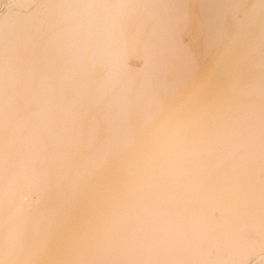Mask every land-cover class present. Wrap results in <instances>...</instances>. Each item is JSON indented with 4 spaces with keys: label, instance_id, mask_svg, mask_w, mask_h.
<instances>
[{
    "label": "bare ground",
    "instance_id": "1",
    "mask_svg": "<svg viewBox=\"0 0 264 264\" xmlns=\"http://www.w3.org/2000/svg\"><path fill=\"white\" fill-rule=\"evenodd\" d=\"M23 1H28V0H23ZM59 1H61V3H64V5L66 3L64 1L62 2V0H44L41 3L39 2L40 4L38 3L37 4L38 6L35 7V12H34L36 13L35 15L39 14L40 17L41 16L45 17L48 15L45 14L44 16L43 15L44 13L49 14V12H51L52 14H56L55 15L56 17L58 15L57 12L59 11L58 8H60V6L63 8V4L60 5ZM70 1H71L70 3L71 6L69 7L71 8V11L68 10L70 8L64 9V11H67L65 13L64 11L60 10L63 13H59V15L61 16L62 14H64L65 16L63 15L62 17L59 16L60 20L54 22L57 25V23H59V21L63 19L62 20L63 22H61L59 25H62V23H65L66 25V22H67L66 20L69 19V17L70 18L73 17V14L74 15L77 14L75 15L77 16L76 19L80 20V22L77 21L75 24L74 18L69 19L71 20L70 24L71 23L73 24L70 25V27L67 25L68 27L66 31H68V33L70 32V30L75 29V27L77 28L79 27L78 28L79 30L76 28L75 31H73L72 33H69L70 36H68V34L65 31L66 29L64 27L65 25H62L64 28L62 27L63 30L61 28L62 31L60 32L63 33L65 31L63 34L61 33L62 36L63 35L68 36L67 38H65L66 36L63 38V40H65V43H64L65 46L61 43L64 41L61 40V38H59V36H61L59 31L53 34L51 36L52 38L48 36V39L47 40L45 39L44 41L45 43L43 46L41 42L42 41L41 38L45 34L43 32L42 35L43 34L44 35L41 37V30H42L41 21L43 20L42 17H41L42 19H40L41 21L37 20L35 21L36 23L31 22L33 21L31 17L29 18L30 21L27 19L30 14L27 15L28 17L26 18V20H28L29 22L24 21L25 19L23 20L20 19V17L23 18L22 16H25L26 14L25 15L20 14L22 16L18 14V16L16 17H18L19 19L15 18L17 20H15L13 17L14 23L8 22L7 20H4V19L0 21V29L2 27L4 28V29L2 28L4 31L1 29L2 33L4 34L3 35L2 33L0 34V45H2L0 47V264H209V262H212V264H242L244 259H246V257L248 258V255H250L251 251L252 253L254 250L257 252L258 251L261 252V249H264V223H263L264 222V175L260 176L258 172L260 173L262 171L264 174V134H262L263 130L259 132L261 135L259 134L255 137V139L257 138V140H256V144L253 145L255 149L252 148L251 150L253 151L252 153L249 152L248 154H246L245 151L244 152L242 151V149L246 150L247 147L245 148V145H247L248 146L247 149L249 150L252 144L254 143L255 140L253 141V143L247 141L245 144L244 142L247 136L246 137L244 136L249 135L250 133V136L252 137L251 134L255 132L254 128L255 127L259 128V126L262 125V123H259L260 118L262 119L261 122L263 121V124H264V120H263L264 119V116H263L264 115L263 114L264 113V101L261 102L262 100H264L263 99L264 94H262L263 96L261 98V93H264V78L262 79V77L264 76L260 77V75H264V71L263 72L260 71V74H252L253 72L251 73V71L247 73L243 72L244 74L246 73L247 75L251 74L254 77L258 75L261 79L260 78H257V79L261 81L263 80L261 83L260 81L258 83L256 82V84L254 83L256 81V78H251V77L248 78V81L246 80L245 81L249 82L252 79L253 80L255 79L254 82L253 80L251 81L252 84H250V82L243 83L244 80L240 74L239 79H242V83L244 85H238L237 87L240 86L241 89H237V87H235L236 86L235 84L237 82L234 83L235 81L233 82V80H231V82H228V84H225V87L223 86L220 87L219 84H217L219 86V87L216 86V89L218 88L219 90L217 92L218 93L220 92L222 95L224 91L226 92L224 94H227L228 92V95L230 96L229 98H231L229 99L228 95H226L228 99L226 101L224 100V102H232V106L234 107L230 106L231 104L230 105L225 104V106L219 104L218 105L219 107L215 104L214 105L215 108L213 105H210L207 107V104L209 103L207 102L206 107L205 106L204 107L207 108L209 112L213 111V114L214 115L217 114L218 117L217 116L214 117L211 114L209 115V113L205 109H202L203 111L200 110L202 113L205 112L204 113L205 119L203 118L204 114H202L203 117L202 116L200 117H202L203 119L201 118L202 120H198V123L196 121V123L199 126L202 125L201 127H197V124L195 126L197 127L195 131L198 130L199 128L198 131L201 132L199 133V135H197L198 131L195 132L197 134L194 133V129H192L193 126L191 127L188 125L189 127H191L189 129H192V134H194L195 137L192 135L193 138L190 136L188 137V139H186V135H191L190 133L191 130L188 129L189 132L184 131L185 126L187 125L185 126L181 125L182 127H184L183 131L185 133L187 132L186 135L184 133L185 140L186 141L188 140L187 142L186 141L182 142V140H184L182 137L183 134H180L179 132L182 129L181 127L179 128L180 130L178 129V125H180L181 123H177V125L176 123L175 124L173 123L174 126L176 125L177 128L176 127L174 128H176L177 130L173 129L172 127L169 128V131L168 129H164L163 133H167L166 135L167 137L165 136L164 139L162 140L160 139V141L164 140L161 146H157V144L156 145L146 144V145L141 146L139 144L141 142L140 141L141 136L139 135V132L143 129L144 131L147 129L146 126L148 127V125H150L151 123L150 121L154 120V119L152 120L154 114H155V119H157L156 117L158 115L156 116V114H159L157 113V110L159 109L158 107H160L158 111L160 113H162L160 110H163V107H164L163 106L164 101L162 102V98L165 99V97L161 98V103L163 106L162 107L159 104V97H157L159 95H156L155 97L154 96L155 94L152 95L153 93L151 94V92H149L150 91L149 88H151L150 87L151 84L149 83L150 82L153 84L155 83L154 82L155 78L152 76H154L156 73L154 75L152 74L154 73L153 71L155 72L157 71V68L155 67L156 69L154 70L151 69V66H155L154 61L153 62L151 61V64L154 63V65L150 66L149 64L150 68L147 65L148 63H150V60H152L151 56L153 54H156L157 52L152 51L151 56L144 57L145 59L148 58L149 62L146 61L148 63H146V65H144L145 67H143V70L146 71L144 72L143 76L147 75L146 69L148 67L149 68L148 72H151L150 71L151 69L153 73L151 74L149 73L150 77H147V79L154 78V80L149 81L147 83H146L147 80H145V83L148 84L149 86L147 90H145L147 85L144 83V79H143V83L146 85L145 88L143 85H142L143 87L137 86L138 83L135 86H133L134 88L137 86V90L135 88L136 91H134V93L136 92V94L133 93V97H130L131 96L130 94H129L130 96H127L130 99V103H129L128 102L129 99L127 97L122 96L124 94V91L126 93L129 91V88H128L129 86L131 90L132 82L131 80H128L129 78H127L129 76V73L125 72L127 74V77L125 79L123 78L124 81L121 77L120 78H117V77L123 76L121 75L123 73L122 70H123V67L126 66V65L124 66L125 64L124 62L127 61V59H124L125 55L127 54L130 55L131 53L129 48L126 49L127 44L129 47L130 39L128 38L129 43H126L125 45L126 47L124 46L122 50L119 49L120 51H118V49L115 47V44L113 45L114 47L112 46L113 42L115 41L114 38L119 36L120 40L119 39L117 40V38L116 40L121 41V42H118V44L119 43L122 44V41L125 40L123 39L125 36L122 37L123 34H120V30L118 29L119 27L117 23L116 25H117V29L119 30V33L118 32L116 33V31L114 32L113 30H111L110 27L114 26L113 24H112L113 26L110 25V22L112 21H110L107 24L108 26H110L109 28L111 31L107 29L108 28L107 25L105 26L107 27L106 30L103 29L106 32L105 34L107 35L104 34L105 36L103 37L102 35V37L104 38V40H107L106 41L107 43L104 42L103 38L100 37L102 32L100 31L98 32L97 28L94 29L95 32L94 30L92 31L93 26L90 29V25L91 23L93 24L94 21L93 22H91V20L89 21V18L90 17L94 18L93 15L95 13V7H94V10L91 7L92 6L98 7L99 5L98 8H99V11H101L100 8L103 7L102 6L103 2L105 1L106 3V0L104 1L100 0V2L98 0L97 1L98 3L96 2V0L95 1L86 0V3L83 2L84 0H79V1L74 0L75 2H79V6L80 4L83 5V3H85L87 5L86 6L84 4L86 7H89L88 4H90L91 2H94V4L93 3L90 4L91 5L90 9H92L94 12H91V10H88L89 12L88 11L85 12L84 10L88 9V8L84 9L85 6L84 7L80 6L81 8L80 11L78 10L79 7H77V10H76L75 8L76 5L74 4V2L72 3V0ZM108 1L106 5H104V7L106 6L108 7L107 5ZM120 1L122 3L124 0H120ZM120 1H118V3ZM139 1L140 0H138V2ZM148 1L143 3V5L146 6V4L154 2L153 0H150L151 2H148ZM158 1L156 3L159 4ZM134 2L136 1L134 0ZM118 3H117V6H115L116 8H114L115 11H117L115 12L116 15L119 13L118 10H120V12H124L126 10V8L124 9L125 7L124 4L127 5L126 4L127 2L124 1L123 7L121 6L120 8H117L120 4ZM140 3L141 2H139L138 5ZM170 3L171 2L169 0L167 5H169ZM160 4L162 5L161 6V9H162L165 3L162 4L160 2ZM110 5L112 6V4ZM131 5H133L132 2H131ZM143 5H142V8H143ZM149 6L151 5L149 4ZM136 7H137V4H136ZM153 7H156L157 9L159 8V5L158 7L155 5ZM165 8L162 9V11H164ZM146 9L147 8L143 10L140 8L141 10L140 17L143 11H145ZM148 9H151V8L148 7ZM161 9L160 8L157 9L156 12H158V10L161 11ZM171 9H170V12L171 11L173 12V10ZM54 10L55 12H53ZM82 10L85 13H87L89 16L86 15L84 12H82ZM129 10L131 9L129 8ZM136 11L137 10H135V12ZM149 11L152 12L154 11V9L149 10ZM40 12L42 14H40ZM126 12L130 13L131 11H126ZM135 12H133L132 10L133 14ZM156 12H154V14ZM166 12H163V13L161 12L159 14V18L157 19H161L160 18L161 15L165 14ZM70 13H72V16ZM90 13H93V14H90ZM104 13L105 15H107L106 12ZM31 14H33V12H31ZM81 14H83L82 16L85 15L83 19H82ZM116 15L114 17H110V19L116 18ZM135 15L136 14H134V16ZM145 15L147 14L144 13V15L142 16L143 19L145 17H149ZM99 16L101 15L99 14ZM117 16L119 18V14ZM59 17L57 19H59ZM85 17H87V20H88L87 22H90L89 24L88 23L86 24L84 22V20L86 19ZM155 17H158V16L156 15ZM6 18H9V17H6ZM32 18H35L34 15ZM121 18H122V14H120V19ZM124 18L126 19V17ZM116 19H114L113 21L117 22ZM120 19L118 20L121 21ZM145 19H148V18H145ZM157 19L155 21L158 22ZM184 19L186 18L181 19L179 23H182ZM102 20L105 21V19L101 18V22ZM163 20L164 19L162 16V21L159 20V22H161V24L162 22H164L162 24L164 25L162 26L164 28L169 22L168 21L165 22ZM166 20H168V18H166ZM119 21H118V24L120 25ZM138 21H139V24L142 25V22H141L142 20L138 19ZM144 21L146 22V20ZM144 21H143L142 27L138 29L139 35H142L141 32L143 31V29L141 30V28H144L146 26V25L144 26L145 24ZM83 22L85 25L89 26V28L87 26H85L86 28L83 27L84 25ZM157 22H155L156 25L155 24L153 25V26H156L154 27L153 32H151V30L148 29L150 31V33H147L148 35L149 34L153 35L154 30L155 31L158 30L160 33H163L165 31V29L162 30L163 32L160 31V29L162 28L159 26V23ZM97 23H100V22H97ZM48 24H50L49 26H52V27L54 26L52 25L53 23H48ZM103 24L104 22L102 23V25L100 24L98 26H103ZM184 25L186 24H183V28H182L183 30L184 28H186L188 24L186 26ZM72 26H73V29H71ZM136 26L137 28L139 27L138 25ZM167 26L169 27V24ZM172 26L174 25L172 24ZM175 26L176 28L174 29L176 30L178 28L177 27L178 25H175ZM80 27H82L83 30H81ZM170 28H172L171 24H170ZM98 29L102 30L101 27ZM80 30L82 31V33L84 32V35H81L80 38H78L77 40L78 44H77V43H74L73 41L77 39ZM178 30H179L178 32L176 31L177 33L181 31L180 28H178ZM81 31H80V34H81ZM86 31L89 32L88 37H87L88 39L86 37H83L85 36ZM158 31L156 32L157 37H159ZM74 32H76L77 34H75ZM107 32L108 33L110 32V33L108 34ZM168 32H169V29H168ZM172 32L171 34L169 33L171 35V38H173L171 41L172 42L177 41L174 39L175 37L178 36V34H176L177 36H175L174 32L173 34ZM90 33L92 35H90ZM98 33H100V35H98ZM95 34H97L98 36ZM110 35H113V37ZM114 35H116V37H114ZM136 35L134 38L138 37ZM166 36L170 37L167 33H166ZM94 37H96V39ZM109 37L111 40L109 39ZM147 37L150 38V36H147ZM81 38H83L84 39L83 41L85 42V45H82V47H80L81 45L79 43L81 42L79 41V39ZM97 38L98 39L101 38V40L104 42V45L102 44L103 42H101V40H99L100 43L98 42L94 44L95 40L96 42L98 41ZM149 38H146V39L148 40ZM154 38H156V35L154 36ZM70 39H72V43L74 44L70 42ZM152 39L153 38H151V40ZM163 39L166 40V37ZM67 40L69 42H67ZM88 40L90 41L89 44L86 43L88 42ZM154 40L156 41V39ZM158 40L160 42V39H157V41ZM54 41L55 42L58 41V42L55 43ZM91 41H92V44H90ZM108 41L109 42L111 41L110 43L112 44H110ZM171 41L169 40V44ZM217 41L219 42V40ZM217 41H215L214 43L215 46H216ZM50 42L51 43L53 42V43L51 44ZM126 42H127V39H126ZM149 42L151 41L148 40V43ZM67 43L70 44V47L68 46L69 44ZM145 43L144 44L142 43L144 45L143 47H145ZM152 43L154 44V42ZM175 43L178 44V42H175ZM60 44L63 46L64 51H60L61 50ZM96 44L97 45L99 44L100 46L99 45L98 46L101 48H98V46L95 48ZM121 44L119 45V48L122 47L125 43L122 44V46ZM157 44H155L156 47H157ZM49 45H52V46H49ZM133 45H135V43ZM67 46L68 48H66ZM77 46H79L80 48L78 47V49L76 50ZM108 46H110L109 50L111 49L110 53L113 52L114 54L112 55L109 53L112 56L111 58H109L110 56L107 55L109 51L107 49ZM147 46H150L152 48V45H147ZM155 46L153 45V49L157 50ZM91 47L93 50L89 52L88 57H90L91 55H95L94 53H96L98 50L101 51L102 48H104L105 51L102 50L101 51L102 53L101 52H97V53L100 57H102L103 55L102 58L105 59L104 53H106L107 51V54H105L106 55L105 60L107 61L104 62L101 59V62L97 64L105 65L107 63L105 66H109V68L112 71L114 69L116 72V73L111 74L112 72L111 71L107 73L108 75L107 76L105 73L110 71V69L106 67L107 71H104V72L102 71L105 75L103 74L101 76L103 77V79L102 80L100 79L103 83L101 81H98L100 83H97L96 81L98 78L95 77L97 78L95 80L93 77V74H94L92 73L93 68L90 66V64L91 62L95 63L96 60L93 58L94 56L90 58V59H93L92 61L89 59V61L86 62L87 60L85 58L87 56H85V52L87 51L85 50L84 52L83 50L89 49ZM105 47H107L106 48L107 50L105 49ZM143 47L142 48L140 47L141 51L143 50ZM180 47H178V45H177V48L175 47L176 51L178 50L179 52H176L174 49H172L174 47L172 46L169 47L170 50H173L176 52L175 55L174 54L173 55L179 58L171 57L173 55L169 53L171 51L168 50L167 48V50L169 51L168 53L170 55L169 57L171 59L173 58V60H180L179 62H182L181 59L184 58L183 62L185 63L187 69L185 68L184 63H182L183 68L188 70L189 72L191 71L192 73L191 72H190L191 74L188 73L186 70H183V68L180 69L182 67L181 63H180L181 65L179 64L178 61H176L177 64L175 62L173 63V61L171 59H168L169 57H167V61L169 62L167 63L169 64L170 70H171L170 72H173V69H176L175 67H177L178 69L180 66H181L179 68L180 70H178L179 73L182 70V73H180L182 77L181 75H178L177 69L174 70L176 73H173L174 75L175 74L177 75L176 76L171 75L172 77H170L171 80L172 78L176 77L173 79L175 80V82L173 81L171 82L172 90L171 88L170 90L172 94H175V91H178L175 89L178 88L179 84L181 85L182 82L184 84V82L186 81L189 82L188 80L189 78H191L192 74L194 75L195 72H197L196 71L197 67L194 65L195 61L191 62L190 60H187L186 59L187 56H185L186 49L183 51L181 50L182 51L181 52L180 49H178ZM115 48L118 51V52L116 51L117 54L115 53V50H114ZM146 48H144V50ZM165 48H162L163 49L162 51H165L166 50ZM73 49L74 51H77V52H74V54H72L71 56L68 55L70 56V58H68L67 60L66 54H68L69 52L71 54V51L73 52ZM95 49H98V50L95 51ZM112 49L114 51H112ZM150 49H148L149 50L148 53H147V49H146V52H144V50L143 52L147 53L146 55H149L151 51ZM44 50L46 53L44 52ZM50 50L54 52V54H56L57 59L59 58V56H65V55H66L65 56L66 58L61 57V60L63 59V61L61 60L59 61V59L57 60L56 58H53L55 59L53 60L51 57L47 59L49 55L51 56ZM122 51H126L123 53H127V54H123V53L120 54L119 52H122ZM166 52L164 54H166ZM178 53L180 56L178 55ZM54 54H53V57H54ZM119 54L122 55L121 58H119L120 60L122 59L123 55H124L123 59L126 60V61H123L122 59L121 60L122 64H120V60L119 61L117 60L118 57L120 56ZM158 54H159V51L156 55V58L162 60L164 56L161 55V57L159 58L157 57ZM160 54H163V53L161 52ZM115 57L117 59H114ZM180 57L182 58L180 59ZM95 58H97V56ZM51 59L53 61H51ZM108 59H112L113 65L114 63L115 64L119 63L122 69H120L119 64L118 66L114 65V68H111L110 67L111 60L108 61ZM170 60L172 62H170ZM54 61H59L60 63L62 62V68L66 66L64 71L62 72H59L60 70L58 71L59 78L58 76H56V73L53 74L54 76L52 78L51 68L52 66L56 64V62L53 63ZM159 61L160 60H158V62ZM93 63L91 64L92 66L96 65V63L95 64ZM171 63L175 64V67L172 69H171V66H173V64ZM191 63H193V65H191ZM51 64H54V65H51ZM189 64L191 65V67L190 66L188 67ZM113 65L111 66L113 67ZM176 65H178L179 67ZM96 66L98 67V65ZM96 66H94V68H96ZM164 66H166V64L163 65L162 67L163 69H164ZM192 66L194 67V69ZM117 67L119 71L116 70ZM129 68L128 70H130ZM162 68H159V71ZM188 68L189 69L192 68V69L189 70ZM100 70L101 68L99 69V72ZM252 71H254V68ZM160 72H163V71H160ZM183 72H184V75H183ZM76 73H79V74L77 75ZM135 73H137V71ZM158 73L156 75H158ZM99 74H98V77H99ZM109 74L111 75L114 74L115 76H112L113 77L112 78L111 75L109 76ZM116 74H118L117 77H116ZM185 74L188 75V79H186L187 75L185 76ZM244 74L242 75L244 76ZM46 77L49 79L48 81H51L50 79L52 80L54 79L55 80L54 82H57V83L58 81L60 82L58 83L59 85H57V87L59 86L61 89L58 87L59 92L57 95H55L56 97H53L54 95L52 96V91H51L52 89L51 88L49 89L50 84H45L47 89L44 88V83L46 82L45 80H47ZM158 77L157 79L161 78V77L159 78ZM179 77L182 80H180ZM194 77H196V75ZM104 78H105V84L108 83L107 87L105 86L106 92L104 89L105 87L102 86L104 85V81H103ZM120 79H122V81ZM94 80H95V83L98 84V87L100 89V90L96 89V91L98 90L97 92H100L102 90L100 94L103 93V95H100L98 93V96H97L95 95L97 92L92 91L93 94L95 92L94 95L96 98L93 96L91 91H89V87L91 88V85L94 82ZM106 80H108V82ZM139 80L140 82L142 81L141 79ZM176 80L178 82L180 81V83H177L178 84L177 87L175 86L173 87V84L177 82ZM192 80L194 81V79ZM192 80L190 79V82H192ZM125 81L126 82L128 81L127 82L128 84L124 83ZM112 82L114 83L116 82L115 85L119 84L118 86L121 85L119 82H122L128 86L122 85L120 87H117L118 88L117 90H119L121 93L116 94L117 90L116 91L114 90L115 85L113 86L114 83ZM187 82L185 83L186 85H187ZM194 82H192V86L195 85ZM143 83L141 82V84ZM229 83H232V85ZM99 84L100 85L102 84L101 85L102 88L99 86ZM109 84L111 87L108 86ZM185 84L183 85V87L186 86ZM253 84L256 85V87ZM233 85L235 86L233 87ZM112 86H113V90L115 91L113 92V94L115 93L116 95L109 96L110 95L109 92H111ZM189 86L186 87L188 88V90H189ZM245 86L250 87L247 90L252 91V92L260 89L259 90L260 92L258 91V93L260 94V97L258 98V95H259L258 93L254 94L253 92L252 94V92L251 93L247 92V90L245 89V92H247L246 95L249 93L248 95L251 98H247V101H244L243 99L241 100L240 98H242L243 96L240 95L241 92H239L238 90L244 91V88H246ZM260 86L262 88H260ZM140 87H142L143 90H140L142 89ZM122 88H126L127 90L122 89ZM164 88H166V86ZM230 88L234 91L231 92ZM65 89H69L70 91L69 90L68 91L71 93V96L70 94L68 95V99L65 98L67 94L64 95ZM151 89H153V86ZM261 89L263 90L261 91ZM236 91H238L239 93ZM4 92L7 94L6 96H3L5 95L3 94ZM104 92L105 93L108 92L107 93L108 95L107 94L105 95L106 97L104 96ZM142 92H144L143 96H147L145 97L147 99L144 98L145 100L141 97V99L144 100L142 104L147 103L148 104L147 108L151 112L149 110H146L145 109L146 107L145 108L141 107L140 110L139 109L138 110L140 111V116L142 117L138 116L139 115L138 114L137 115L138 118H137L136 112H139L137 110V107L138 106L140 107V105L137 103L139 101H137L136 103L135 102L132 103L131 99L136 96L139 97L138 94ZM214 92L216 94V90ZM229 92L234 93V95L236 93L238 94V96L239 95L240 96L239 97L237 95L233 96L232 94H229ZM245 92H242L241 94ZM183 93H182V96H183ZM172 94L170 95L167 94L164 96L172 97L173 96ZM215 94L214 95L211 94V95L215 96ZM250 94H252V96ZM101 96H104L107 99L106 102L104 101V98H101ZM107 96H109V98ZM205 96L200 97V98H204L202 100L205 101L207 97H209V94L208 96L207 95ZM223 96L224 97L222 99H226L225 98L226 96L225 95ZM98 97H100L102 101ZM150 97L152 98V100H150ZM255 97H257L256 99H254L256 101H252L250 103L252 104L254 102L253 104L257 103L258 105V101H259L263 104V105L261 104V107H263L262 109L263 112L261 111L260 114L259 113L257 114L256 112H254V111L259 112V110H261L260 106H257L255 104V106L258 107V109L260 108L259 110H257L255 107L256 109L255 110L253 109V106L252 107L249 106L251 104L248 103L252 98H255ZM91 98H93L92 102H95L94 98L96 99V101L99 100L100 102L98 101L99 102L98 104L100 105H101V102H103L102 105L99 106V107H102L103 109L107 106H110V107H107L109 108L108 111H105V109L107 110V108L103 110L105 111L103 112L104 114L103 116L102 114L97 115L96 113L93 112L94 115L95 114L97 116L101 115L102 117H99V121H98V117L96 115L95 116L92 115L91 118L86 119V120L87 121L89 120L90 122L97 121V123H93V124L91 123L92 125L88 126L86 125L87 123L85 124L86 120L84 121V117L88 118V115L85 116V113H87V111L85 112V109L84 111L81 110L83 106V105L81 106V104L85 102L84 104H87L89 106V104L92 103ZM236 98L240 100L239 101L237 100L238 102H236V100H233ZM112 99L113 100L116 99V101L114 102ZM222 99L219 98L218 100H222ZM126 100H127V103L133 104V106L131 105L130 107L134 108V110L136 108L135 114H133L132 116L133 122L137 121V124L139 126L140 124L138 123V121H140V118L141 119L143 118V121H144V118L145 120L148 119L147 121L143 122L145 123L146 126H144L141 123V125L143 126L141 128L139 127L141 130H139L138 132H136L137 125H136V129L135 127H133L135 125L132 126V128L135 129V130L133 129L134 131L133 130L128 131L129 129L127 127H130L129 123L126 124L127 126L125 125V123L128 122L125 120L129 119V118L127 119V115H128L127 112L129 110L128 109L129 106L127 105L129 104L126 105ZM214 100L216 102H220L217 100V98H215ZM214 100L211 99V103L212 101L215 102ZM153 101H155L154 103L158 102V104L156 103L154 105L156 109H153L151 105L149 107V104L153 103ZM198 102L202 103L200 99L199 101L196 102V104ZM175 103H176V100H175ZM95 104L97 103L91 104L92 109H95L96 107L99 108ZM104 104L105 105L109 104V105L105 106ZM134 104L138 106L134 107ZM94 105L96 106L95 108H93ZM238 105H240L241 107ZM243 105L245 106V108H247L246 106H249L251 107V109L254 110L253 111L250 109L249 111L248 109L250 115H253L254 113L255 115H257L254 117L252 116L253 120L251 121L257 122V123L256 122L254 123L256 125L254 124L251 125L253 127H250V125L248 124L249 120L247 119L251 117L248 114V111L245 112L243 109H241V108H244ZM31 106H34L35 109L31 110L32 108ZM85 106L86 105H84V107ZM212 106L213 108L211 109ZM220 106L223 108H221ZM228 106H229V109L231 107L230 111H227V112L226 110L224 111V109L228 110ZM111 107L115 111H118L121 109L122 112L118 111L119 112L118 115H120L121 113L120 117L119 116L116 117L117 114L113 115V113L110 112V109H112ZM199 108L201 109L202 107H199ZM218 108H221V109L219 110ZM232 108L234 111L237 109V111L233 112ZM101 109H99L98 111H102ZM126 109H127V112H125ZM141 109H142V112H141ZM191 109L194 110L195 113L198 110V109L197 110L193 109V106ZM191 109L189 110L190 112H187L188 110L185 113L182 112V115H185L184 118L186 117L187 119H190L189 117L190 114L192 116V113L194 112L193 111L191 113L192 111ZM144 110L146 114L143 112ZM222 110L225 113H223ZM238 110L239 111L243 110L245 113H243V111L242 112L240 111V114H239ZM92 111H89V112L91 113ZM163 111H165V108ZM200 111L198 110V113L196 114L201 115ZM214 111H216V114ZM251 111L253 112V114ZM230 112L232 114L236 113L238 115H235L236 116L235 117ZM142 113L145 114V115L143 114L144 117L143 115H141ZM186 113L187 114L190 113L188 114V117L186 116ZM196 114L193 116L199 117V115H196ZM206 114H207V118L209 119L207 120L208 122L206 121L207 119ZM123 115L124 117H122ZM134 115L136 116L135 119H134ZM149 115L151 116V119ZM243 115L247 116L246 118L245 117L243 118L244 120L246 119L245 120L246 122H244L242 119ZM114 116L117 119H121L120 123L123 122L122 123L123 125H121L122 130L118 129L120 123H118L119 121ZM193 116L191 118L192 121L188 120V123L191 125H192L191 122L195 121ZM208 116H212L211 120ZM222 116L224 118L226 117L227 119L226 118L223 119ZM228 117H230V119ZM239 117H241L243 124L239 123V121H241ZM255 117H258V118H255ZM103 118L104 120L106 119L105 122L104 120H102ZM122 118L124 119V121ZM186 118H185V121H187ZM92 119L96 121H93ZM130 119H131V116H130ZM225 120H227L226 122L229 121L228 124L224 122ZM236 120H239V121L235 123ZM129 121L131 122V120ZM251 121H250V124H251ZM98 122H101L102 125H100V123L98 124ZM112 122L115 126L112 124ZM175 122H179V121H175ZM180 122H182V124L184 123L183 118L180 119ZM204 123H206V125ZM208 123L210 124V126L214 124L211 127L213 129H209L207 127V125L209 126ZM236 124L237 126L241 124L244 125V127L240 126V127H243L244 130L243 129L239 130V126L237 128ZM94 125L96 128L94 127ZM220 125L221 126L223 125V129H221L222 128L221 127L219 130ZM225 125L228 128L224 127ZM232 125H233V128H232ZM99 126L101 127L103 126V130L101 131V134H103L102 132L104 131L110 134V132L112 131V128L118 126L116 128L117 130L115 129L113 130L115 132L112 131L113 134L108 135L111 138L113 137L111 135H115L116 137L114 136L115 138L113 137V139H111V142L110 140H108L110 143L106 140V139H109L107 138L108 137L107 136V137H103L104 140L103 139L101 140L102 142L107 141V143H101V141L99 143L97 140H95V142L97 141L99 145H96L97 143L95 142L92 143L94 144V146L90 145V142L91 141L93 142L94 139L96 138L95 135L97 134L96 131H97V128H99ZM123 126L124 127L126 126L127 129L124 130L125 128ZM206 128H208V130L210 131L209 133H207L208 130L207 131L205 130ZM251 128L254 130H252ZM263 128L264 127H262V129ZM110 129L111 131L109 132ZM215 129L218 132H216ZM231 129L233 130L231 131ZM211 130L212 131L214 130L215 132L214 131L211 132ZM221 130H224V132H228V134H224L223 132L221 133L220 132ZM237 130L239 131V133H237L238 132ZM144 131L143 132L141 131V133L143 134ZM183 131H181V133H183ZM243 132L244 134H242ZM98 133H99V130H98ZM210 133H213V134L210 135ZM104 134L102 136H105ZM84 135L86 136L89 135V137L87 139L85 138V141H86L85 144L81 145L79 141L82 139V137L84 138ZM171 135H173V137H170ZM206 135L207 136L209 135V137L212 140L214 138V140L213 141L208 140L210 138L206 137ZM212 135L215 137L212 138L211 137ZM98 136L99 134L97 135V139H98ZM179 136H181V138ZM243 137L245 138V140ZM241 139L243 141L242 142L243 147L241 145H239L240 147L237 146L239 141L241 143ZM203 140L208 141V143L210 144V145L208 144L209 148H207V146L204 147L205 142L203 143ZM251 140H253V138ZM87 141H90V142H87ZM174 141H176V146H173L172 144V142ZM209 141L210 142L212 141V142L210 143ZM164 142L165 143L169 142V143L164 145ZM188 142L190 143L188 144ZM216 143L218 144L217 146H216ZM199 144H203L204 146L202 147V145H200L201 146L200 147ZM205 144L207 145V143ZM211 145L212 147H210ZM234 146H237L238 148H235ZM230 147L231 149L232 147L234 148L231 150ZM37 189L40 190V191L38 190V192H40L39 195H35V192L38 193ZM33 195H35L34 198L36 197L37 198L36 199L33 198L34 200H32L31 198L30 200V197ZM215 211L219 212L218 214L220 216L218 218H215L216 216L214 215ZM234 214H236L235 218L233 217ZM243 217L244 219L249 220L250 224L247 222L250 225L249 227L245 228L244 226L245 220L243 219ZM228 220H231L232 222L231 223L230 221L227 222ZM246 229H248L249 231H252L254 234L259 236V237L257 236L258 239L260 238L258 242L255 243L254 241H252V239L247 238V234L246 235L244 234L245 233L244 230L247 231ZM251 235L253 234L251 233Z\"/></svg>",
    "mask_w": 264,
    "mask_h": 264
},
{
    "label": "rangeland",
    "instance_id": "2",
    "mask_svg": "<svg viewBox=\"0 0 264 264\" xmlns=\"http://www.w3.org/2000/svg\"><path fill=\"white\" fill-rule=\"evenodd\" d=\"M42 1H44V0H28V1H23V0H0V21L1 20H7L8 22H13V17H14V19L15 18H17V19H19L18 17H16V16H18V14L20 15V14H23V15H25V16H22V15H20V16H22L23 18H21L20 17V19L21 20H23V19H25L24 21H27V22H29L30 20H29V18L31 17V19L33 20V21H31V22H35V21H37V20H40V19H42L43 18V20L41 21L42 22V25H41V42H42V44H43V46H44V41H45V39L47 40L48 39V36H50V38H52L51 36L53 35V34H55L56 32H60V31H62L63 30V28L65 27L66 29H65V31L67 30V27L69 26L70 27V25H72L73 23H71L70 24V21L71 20H69V19H75L74 20V22H75V24H76V22L77 21H79L80 22V20H78V19H76V17L77 16H75V15H77V14H73V17H69V19H67L65 22H66V25H65V23H62V25H65L64 27L62 26V25H59L61 22H63L62 20L61 21H59V23H57V25L54 23L55 21H58V20H60V17H62V15L63 16H65L64 14H62L61 16L59 15V13H63V12H61L60 10H62V11H64V9H67V8H70L69 6H71V1L70 0H68L69 1V3H68V1L67 0H62V2L64 1V2H66L65 3V5H64V3H61V1H59V3H60V5L61 4H63V8L60 6V8H58L59 9V11L57 12L58 13V15L55 17V15L56 14H52L51 12H49V14L48 13H44L43 15L45 16V14L46 15H48V16H45V17H40V15L39 14H37V15H35L36 13H34L35 12V7H37L38 5V3L40 2H42ZM79 1V0H78ZM87 1H90V0H87ZM93 1H95V0H93ZM98 0H96V2H97ZM104 1V0H103ZM102 1V2H103ZM107 1L108 0H106V3H107ZM118 1H120V0H118ZM118 1L117 0H109L108 1V7L106 6V7H104V5H106V3H105V1L103 2V5L102 4H100V5H102L103 7L102 8H104V9H102V8H100V10L103 12V14H102V12L101 11H99V5H98V7H96V6H92L91 8L94 10V7H95V13H94V18L95 17H97V18H95L96 19V21H95V19L92 17H88L89 18V21L91 20V22H93V24L91 23V25H90V29H91V27L93 26V29H92V31L94 30V29H96L97 28V31L99 32H102V34H101V38H103L105 35H107V34H105L106 32L103 30V29H105L106 30V28L107 27H105L110 21H112V22H110V25L111 26H116V27H114V29H113V27H110V26H108V30L109 31H111V30H113L114 32L116 31V33L118 32L119 33V30H120V34H123V36L122 37H124L123 39H125L124 41H122V44H124L123 46H122V44L121 43H119L118 44V42H121V41H117L118 39L120 40V38H119V36H118V34H117V36L118 37H116V35H114V37H116L117 38V40H116V38H114L115 39V43L113 42V44L112 43H110L109 41V43L110 44H112V46L115 44V47L118 49V51H120V50H122L123 49V47L126 45V43H129V41H128V38L130 39V43H129V47H128V44H127V48L126 49H128L129 48V50H130V55L129 54H127V53H123V52H126V51H128V50H126V51H122V52H119L120 54H127V55H125V58H124V55H123V57H122V59L124 58V59H127V61L126 60H124L123 59V61H126V62H124L123 64H124V66L126 65V66H128V67H123V70H122V74L121 75H123V76H119V77H117V75L118 74H116V77L117 78H126L127 77V74L125 73V72H127V73H129V76H131V77H127V78H129L128 80H131V82H132V84H131V90H133V91H131L130 90V86L128 87L129 88V91L126 93L125 91H124V94L122 95V96H124V97H127V96H130V97H133V93H134V91H136L137 90V86H144V88L146 87V85H147V87H146V89L145 90H147V88L149 87L148 86V84H146L147 82H149V81H153L154 80V78H155V83L153 84V83H149V84H151L152 86H153V89H151L152 88V86L150 85V87L151 88H149V92H151V94L152 95H154L155 97H156V95H159V96H157V97H159V104H160V106H162V103H161V98L162 97H165V99L164 98H162V102H163V110H164V108H165V111H163V110H160L162 113H160V112H158L159 111V109H160V107H158L159 109L157 110V113H159L160 114V116H159V114H156V118L157 119H155V114H154V116H153V114H152V116H153V118H152V120L153 121H150L151 123H150V125H148V127L145 125V123H143V122H145V121H147V120H145V118H144V121H143V118L141 119L140 118V121H138V123L141 125V123L144 125V126H146V130L144 131V129L143 130H141L140 128L143 126V125H139L138 126V124H137V121H135V122H133V120H132V116H133V114H135V110H136V108H135V110H134V108H132V107H130L131 105L133 106V104H129L130 103V99H129V103H127V100H126V105L127 104H129V105H127V106H129L128 107V112H127V109H126V111L125 112H127V119L128 120H125V121H128V122H126L125 123V125L127 124V123H129L130 124V127H127L129 130L128 131H132L134 128H132V126L133 125H135V126H133V127H135V129H136V125H137V129H136V132H138L139 130H141L142 132L144 131V133L142 134L141 133V131L139 132V135L141 136L140 137V145L141 146H143V145H156L157 144V146H161L162 145V142L164 141H160V139L162 140V139H164V137L167 135V133H163V131H164V129H168V131H169V128L170 127H172L173 129H176L177 127H176V125H177V123H181L180 125H178V129L181 127V131H183L184 130V127H182L181 125H183V126H185V125H189V126H193V128L192 129H194V133L196 132V131H198L199 130V128H198V130H196L195 131V129L197 128V127H201V126H199L197 123H198V120H202L203 118L205 119V112L204 113H202L200 110H202V109H205L208 113H209V115L211 114V115H213L214 117L215 116H217L218 117V115L216 114V111H214L215 112V114L216 115H214L213 114V111H208V109L207 108H205L206 107V103L207 102H209V103H211V99H215V98H217V100L219 99V98H223L224 96L223 95H228V92H227V94H224V93H226L224 90H222V91H224V93H223V95L219 92H217V91H219L218 90V88L216 89V86L217 87H225V84H228V82H231V80H233V82L234 83H236L235 85H233V87L235 86V87H237L238 85H244L243 83H245L246 81H248V78H256V81H255V79L253 80V82L256 84V82L258 83L259 81H260V83L263 81H261V80H258L257 78H260L261 76H264V75H260V77L257 75L256 77H254L253 75H247L246 73L247 72H250L251 71V73L252 74H260V71H264V9H262L261 7H260V0H170V2L172 3H170L169 5H167L168 4V1L169 0H157L158 2H159V4L158 3H156L157 1L156 0H153L154 2H152V3H148V4H146V6L145 5H143V3H145V2H147L148 0H140L139 2H141L139 5H138V0H135L136 2H134V0H124L125 2H127L126 4L127 5H125L124 4V1L121 3V1L118 3ZM144 1V2H143ZM74 2V4L76 5V7H75V5H74V7L76 8V10H77V7H79V11L81 10V8H80V6L81 7H84L86 4V0H84L83 2H85V3H83V5H81L80 4V6H79V2H75L74 0H72V3ZM99 2H100V0H99ZM131 2H132V4L133 5H131ZM138 2V3H137ZM148 2H151L150 0L148 1ZM160 2L162 3V4H164L163 5V7H162V9H164L165 7V10L164 11H162V9H161V4H160ZM39 3V4H40ZM76 3H78V4H76ZM94 4V2H91L90 4ZM98 3V2H97ZM105 3V4H104ZM117 3L119 4V6L117 7V8H120L121 6L123 7V4H124V9L126 8V10L124 11V12H126V11H131L130 13L129 12H126V13H124V12H120V10H118V14H119V18H118V14L116 15L115 14V12H117V11H115V9L114 8H116L115 6H117ZM154 3V4H153ZM156 3V4H155ZM85 4V5H84ZM90 4H88L89 5V7H84V9L86 8H88L87 10H84L85 12L86 11H88V10H91V12H94L92 9H90ZM110 4H112V6L110 5ZM136 4H137V7H136ZM149 4L151 5V6H149ZM152 4H153V6L155 5V6H157L158 7V5H159V8L161 9V11L160 10H158V12H156V10L157 9H159V8H157L156 9V7H153L152 6ZM59 5V4H58ZM142 5H143V8H142ZM165 5H167V6H165ZM172 5V6H171ZM66 6H68V7H66ZM73 6V5H72ZM133 6V7H132ZM149 8H151V9H148V7ZM165 6V7H164ZM170 8H169V7ZM57 7V6H56ZM107 8V9H106ZM110 8V9H109ZM129 8L131 9V10H129ZM139 8V9H138ZM140 8L141 9H145V8H147L146 10H148V11H143V13H142V15H141V17H140V13H141V10H140ZM171 8H173V9H171ZM57 9V10H58ZM109 9V10H108ZM123 9V8H122ZM152 9H154V11H152V12H150L149 10H152ZM156 9V10H155ZM168 9H169V11H168ZM170 9L171 10H173V12L171 13L170 12ZM261 9H262V11H261ZM68 10H70L71 11V8L70 9H68ZM75 10V11H76ZM113 10H114V12H113ZM132 10H133V12H135V10H137L134 14H136L135 16H134V14L132 13ZM69 11V12H70ZM74 11V12H75ZM83 10H82V12H84ZM108 11H110V12H108ZM122 11V10H121ZM167 11V12H166ZM31 12H33V14H31ZM53 12H55V10L53 11ZM65 12H67V11H64V13ZM68 12V13H69ZM77 12V11H76ZM84 12V13H85ZM89 12V11H88ZM104 12H108L107 13V15H105V13ZM148 12V13H147ZM154 12H156L155 14L158 16V17H155L156 15L154 14ZM163 13V12H166L165 14H162L161 15V19H157V18H159V14L160 13ZM50 13H51V15H50ZM78 13V12H77ZM80 13V12H79ZM138 13V14H137ZM144 13H146L147 15H145V16H149V17H145V18H148V19H143L142 18V16L144 15ZM150 13V14H149ZM167 13H171L172 15H173V17H174V19H173V17H172V15L170 14H167ZM30 14V15H29ZM40 14H42L41 12H40ZM71 14V16H72V13H70ZM86 15H88L87 13H85ZM90 14H93V13H90ZM97 14V15H96ZM99 14L101 15V16H99ZM120 14H122V18L120 19ZM124 14H126V15H124ZM152 14V15H151ZM167 14V15H166ZM259 14H260V16H259ZM11 15V16H10ZM27 15H29V17L27 16ZM32 15V16H31ZM33 15H34V17L35 18H32L33 17ZM66 15H68V14H66ZM80 15V14H79ZM83 14H81V16H82ZM116 15V18H111L110 19V17H114ZM128 15H129V17H128ZM151 15V16H150ZM155 15V16H154ZM170 17H169V16ZM60 16V17H59ZM85 16V15H84ZM84 16H82V19H83V17ZM89 16V15H88ZM91 16V15H90ZM162 16H163V21H168L169 23V27L166 25L164 28L162 27V26H164V25H162L164 22H162V24H161V22H159V20L160 21H162ZM6 17H9V18H6ZM28 17V18H27ZM51 17V18H50ZM59 17V19H57ZM79 17V16H78ZM98 17H99V19H98ZM106 17V18H105ZM124 17H126V19L124 18ZM136 19H135V18ZM175 17H176V19H175ZM181 17V18H180ZM6 18V19H5ZM26 18L29 20H26ZM37 18V19H36ZM48 18V19H47ZM80 18V17H79ZM86 18V19H85ZM84 19V22L87 24H89L90 22H87L88 20H87V17H85ZM101 18L102 19H105V21L104 20H102V22H101ZM131 18H132V20H131ZM151 18V19H150ZM166 18H168V20H166ZM183 18H186V19H184L183 21H182V23H179V21L181 20V19H183ZM263 18V19H262ZM17 19H15V20H17ZM57 19V20H56ZM66 19V18H65ZM93 19V20H92ZM97 19H98V21H97ZM114 19H116V21L117 22H115V21H113ZM118 19H120L121 21H119ZM138 19L140 20H142L141 22H142V25H143V21L144 20H146V22L144 21V28H141V30L143 29V31L141 32V34L142 35H139L138 33H139V30L138 29H140V27H142V25L141 24H139V21H138ZM158 20V22L157 21H155V20ZM173 21H172V20ZM124 20H125V22H124ZM131 20V21H130ZM148 20V21H147ZM171 20V21H170ZM50 21V22H49ZM82 21V20H81ZM118 21H119V23H120V25L118 24ZM175 21V22H174ZM84 22H83V24H84ZM97 22H100V23H97ZM104 22V24H103V26H98V25H102V23ZM114 22V23H113ZM155 22H157V23H159V26L162 28V29H160V27H159V29H160V31L161 32H163L162 30H164L165 29V31L163 32V33H160L158 30V32H159V37H157V34H156V32L157 31H155L154 30V33H153V35L155 36L156 35V38H154V36L152 35H148L147 33H150V31L149 30H151V32H153V29H154V27H156V26H153L154 24L156 25V23ZM187 22V23H186ZM14 23V22H13ZM36 23V22H35ZM48 23H53L52 25H54L53 27L52 26H49L50 24H48ZM69 23V24H68ZM116 23H117V25H118V29H117V25H116ZM176 23V24H175ZM80 24V23H79ZM96 26H95V25ZM113 24V25H112ZM161 24V25H160ZM170 24H171V27L172 28H170ZM172 24L175 26V25H178L177 27L178 28H180L181 29V31L179 32V33H177L179 30H178V28L175 30L174 28H176V26L174 27V26H172ZM182 24V25H181ZM183 24H188L187 26L186 25H184V26H186V28H184V30L182 29L183 28ZM68 25V26H67ZM136 25H138L139 27L137 28V26ZM204 25V26H203ZM85 26H87V25H83V27H85ZM151 26V27H150ZM182 26V27H181ZM44 27V28H43ZM63 27V28H62ZM74 27H75V25H74ZM88 28H89V26H87ZM102 28V30H99L98 28ZM111 28V30H110V28ZM150 27V28H149ZM166 27H167V29H166ZM3 28V27H2ZM1 28V29H2ZM61 28H62V30H61ZM77 27H75V29H76ZM79 28V27H78ZM77 28V29H78ZM81 28V30H83V28L82 27H80ZM86 28V27H85ZM0 29V34L2 33V30L4 29H2L1 30ZM60 29V30H59ZM71 29H73V26L71 27ZM75 29H73V30H70V29H68V30H70V32L69 33H72L73 31H75ZM117 29V30H116ZM149 29V30H148ZM158 29V28H157ZM168 29H169V32H168ZM174 31H173V30ZM44 30V31H43ZM79 30V29H78ZM80 30V31H81ZM89 30V29H88ZM138 30V31H137ZM167 30V31H166ZM4 31V30H3ZM64 31V32H65ZM80 31H79V34H78V37H77V39L75 40V39H73V40H75V41H73L74 43H77L78 44V42H77V40H78V38H80V36L81 35H84V32L82 33V31H81V34H80ZM112 31V32H113ZM121 31H122V33H121ZM174 32V35L175 36H177L176 34H178V36L177 37H175L174 35V37H175V39L174 40H177V41H174V42H172L171 40L173 39V38H171V32ZM177 31V32H176ZM44 32V34L42 35V33ZM63 32V33H64ZM76 32H78V31H76ZM76 32H74L75 34H77ZM90 32H91V30H90ZM94 32H95V30H94ZM94 32H93V34H94ZM173 32H172V34H173ZM62 32H60V34H61ZM62 33V34H63ZM66 33L68 34V36H70L69 35V33H68V31H66ZM108 33V32H107ZM110 33V32H109ZM108 33V34H109ZM165 33V34H164ZM166 33L170 36V37H168V36H166ZM170 33V34H169ZM4 33H2V35H3ZM58 34V33H57ZM56 34V35H57ZM59 34V35H60ZM62 34H61V36H62ZM87 34V35H86ZM88 34H89V32H87L86 31V33H85V36H83V37H88ZM105 34V35H104ZM119 34V35H120ZM136 36H138V37H136V38H134L135 37V35ZM163 34H164V36H163ZM73 35V34H72ZM90 35H92L91 33H90ZM95 35H97V34H95ZM98 35H100V33H98ZM97 35V36H98ZM102 35H103V37H102ZM211 35V36H210ZM55 36V35H54ZM61 36H59V38H61V40H63V38L65 37V38H67L68 36L67 35H63L62 37ZM110 36H112L113 37V35H110ZM140 36V37H139ZM147 36H150V38L149 37H147ZM45 37V38H44ZM72 37V36H71ZM90 37V36H89ZM166 37V40L165 39H163V38H165ZM56 38V37H55ZM85 38V39H86ZM91 38V37H90ZM95 39H96V37H94ZM101 38H97V42H96V40L94 41V44L95 43H100V41L99 40H101ZM106 38V37H105ZM146 38H149L148 40L149 41H151V42H149L148 43V40L146 39ZM151 38H153L152 40H151ZM177 38V39H176ZM69 39V38H68ZM88 39V38H87ZM109 39H110V37H109ZM122 39V40H123ZM126 39H127V42H126ZM136 39V40H135ZM154 39H156V41L154 40ZM157 39H160V42H159V40L157 41ZM173 43V45H172V43L170 42V44H169V40ZM179 39V40H178ZM56 40H58V39H56ZM84 39L83 38H81V39H79V41H81V42H79L80 43V47H82V45H85V42L83 41ZM89 40H91V39H89ZM88 40V42H86V43H88L89 44V41ZM111 40V39H110ZM145 40H147V41H145ZM154 40V41H153ZM164 40V41H163ZM217 40H219V42L217 41ZM50 41H51V39H50ZM64 42H61L64 46H65V40H63ZM86 41V40H85ZM93 41V40H92ZM92 41H91V43L90 44H92ZM103 41L104 42H106L107 40H104V38H103ZM102 40H101V42H103ZM116 41H117V43H116ZM135 41V42H134ZM144 41V42H143ZM167 41V42H166ZM215 41H217L216 42V46L214 45V43H215ZM48 42H49V40H48ZM55 42V41H54ZM56 42H58V41H56ZM55 42V43H56ZM67 42H69L68 40H67ZM70 42L72 43V39H70ZM104 42L102 43L103 45H104ZM124 42V43H123ZM133 42V43H132ZM137 42V43H136ZM147 44H146V43ZM152 42H154V44L152 43ZM156 42V43H155ZM163 42V43H162ZM175 42H178V44L177 43H175ZM51 43V42H50ZM53 43V42H52ZM51 43V44H52ZM74 43H72V44H74ZM107 43V42H106ZM135 43V45H133ZM145 43V47H143L144 45L143 44ZM152 43V44H151ZM157 43H159V44H157ZM162 43V44H161ZM67 44H69V43H67ZM93 44V45H94ZM118 44V45H117ZM121 44V46L122 47H120L119 48V45ZM155 44H157V47L155 46ZM176 46H175V45ZM59 45V44H58ZM61 45V44H60ZM76 45V44H75ZM99 45V44H98ZM97 44H96V46H95V48L98 46ZM107 45V44H106ZM109 45V44H108ZM117 45V46H116ZM131 45V46H130ZM147 45H152V48L150 47V46H147ZM153 45L155 46V48H157V50H154L153 49ZM165 45H167V46H169V47H174V48H172V49H174L175 51H176V48H177V45H178V47H180V48H178V49H180V51L182 50H185V56H187V60H190L191 62L192 61H195L194 63V65L197 67V72H195V74L193 75L192 74V76H191V78H189V82H187L185 79V81L187 82V85L189 86V90H188V88H186V87H188L185 83L186 82H184V84L186 85V86H184L183 87V82L181 83V85L179 86L177 83H180V81L178 82L177 80H179L180 79V77H179V79H177L176 81V83L175 84H173V87L175 86V87H177V85H178V88H176L175 90H178V91H175V94H172L171 93V90H172V86H171V82L173 81V82H175V80H173L174 78H176V77H174V78H172V80H171V78L170 77H172L171 75H174L173 73H176L174 70H176L177 69V67H175V64H173L174 62L177 64V62L176 61H180V60H173V58L171 59L169 56V53L170 54H174L175 55V53L176 52H179L178 50L175 52V51H173V50H170L169 49V47H167V46H165ZM186 45V46H185ZM213 45V46H212ZM2 45H0V47H1ZM49 46H52V45H49ZM69 47H70V44L68 45ZM68 46L66 47V48H68ZM79 46H77V48H76V50L78 49V47ZM89 46H91V45H89ZM88 46V47H89ZM100 46V45H99ZM98 46V48H101V47H99ZM111 46V47H112ZM143 47V50H144V48H146L147 49V53L149 52V50L148 49H150L151 51H150V53H149V55H146L147 53H144V52H146V49L144 50V52H143V50L141 51V48ZM162 46V47H161ZM188 46V47H187ZM56 47V46H55ZM79 47V48H80ZM94 47V46H93ZM103 47V46H102ZM109 47L110 46H108V48L107 47H105V49L107 48L108 50H109ZM114 47V46H113ZM112 47V48H113ZM126 47V46H125ZM131 47V48H130ZM132 47H134V48H132ZM150 47V48H149ZM165 47H167L168 48V50H170L171 52H169L168 50H167V48H165ZM176 47V48H175ZM184 47V48H183ZM216 47V48H215ZM46 48V47H45ZM47 48H48V46H47ZM53 48V47H52ZM58 48H59V46H58ZM75 48V47H74ZM87 48V47H86ZM114 49L115 50V53L117 54V49ZM162 48H165L166 50H167V52H166V50L165 51H162L163 49ZM183 48V49H182ZM51 49V48H50ZM61 50L60 51H64V48H63V46L61 45V48H60ZM71 49V48H70ZM83 49V48H82ZM106 49V50H107ZM120 49V50H119ZM125 49V48H124ZM53 50V49H52ZM54 50H55V48H54ZM67 50V49H66ZM69 50V49H68ZM85 50L87 51V52H85ZM89 50V51H88ZM91 50H93L92 49V47L91 48H89V49H84L83 51L85 52V56H87L85 59L87 60L86 62H88L89 61V59L91 58V57H93L95 60V63H96V65H98V67H99V69L101 68V70H100V72H99V69H98V67L96 66V65H91L93 62H91V64H90V66L93 68V71H92V73H94L93 74V77H94V79L96 80L97 78V83H100V82H98V81H101L102 79H103V77H101L104 73V71H107L106 70V67L107 68H109V66H105V65H102V64H100L101 65V67H100V65L99 64H97V63H100L101 62V59L105 62V61H107V60H105L106 59V55L105 54H107V51H106V53H104V57H105V59H103L102 57H103V55H102V57H100L99 55H98V53L97 52H101L102 50H104V48H102V50L101 51H99L98 49H95V51L96 50H98L96 53H94L95 55H91L90 57H88L89 56V52H91ZM111 50V49H110ZM110 50L108 51V54L107 55H109L110 57L109 58H111L112 56L110 55V54H112V55H114L113 54V52H111L110 53ZM113 49H112V51H114ZM160 50H161V52L163 53V54H160L161 52H160ZM51 51V50H50ZM56 51H57V49H56ZM58 51H59V49H58ZM79 51V50H78ZM82 51V50H81ZM105 51V50H104ZM117 51V52H116ZM152 51H155V52H157L158 53V51H159V54H158V56L157 57H161V55L162 56H164V60L162 59H157L156 58V55H157V53L156 54H153L152 55ZM181 51V52H182ZM44 52H45V50H44ZM67 52V51H66ZM69 52V51H68ZM74 52H77V51H74V49H73V52L71 51V54H70V52L68 53V54H66L67 55V60H68V58H70V56L72 55V54H74ZM94 52V51H93ZM133 52V53H132ZM166 52V54H164ZM169 52V53H168ZM46 53V52H45ZM49 53V52H48ZM65 53V52H64ZM64 53H62V54H64ZM87 53V54H86ZM102 53V52H101ZM110 53V54H109ZM142 53H144V54H142ZM154 53V52H153ZM53 54H54V52H52L51 51V56L49 55L48 57H47V59H49V57H51L52 59L53 58H56V54H54V57H53ZM119 54V55H120ZM138 54V55H137ZM46 55V54H45ZM48 55V54H47ZM60 55V54H59ZM58 55V56H59ZM65 55V56H66ZM68 55H70V56H68ZM119 55H117V56H119ZM152 55V56H151ZM171 56V57H176V58H179V57H177V56ZM177 55V54H176ZM178 55H179V53H178ZM189 55V56H188ZM65 56H59V61L61 60V57H65ZM97 56V58H95ZM116 56V55H115ZM121 56L122 55H120L119 57H118V59L115 57L114 59H117L118 61L120 60L119 58H121ZM127 56V57H126ZM147 56H151V59L152 60H150V63H148L149 61H148V58H144V57H147ZM180 56V55H179ZM167 57H169L168 59H171L172 61H173V63H171V64H173V66H171V69L172 68H176V69H173V72H170L171 70H170V66H169V62L167 61ZM194 57V58H193ZM66 58V57H65ZM182 57H180V59H181ZM51 59V61H53V60H55V59H53L52 60ZM57 59V58H56ZM57 59V60H58ZM99 59H100V61H99ZM113 59V60H114ZM121 59V60H122ZM149 59H150V57H149ZM70 60V59H69ZM91 61L93 60V59H90ZM109 60H111V65H113L112 63H113V61H112V59H108V61ZM120 60V64H122V61ZM158 60H160L161 62H163V63H165L166 64V66H164V69L162 68L163 67V65H165V64H163V63H161L160 61L158 62ZM170 60V62H172ZM182 60V62H179V64L181 63H184L183 62V60H184V58H182L181 59ZM59 61H54L53 63H55L56 62V64L54 65V64H51V65H54V66H52V71H51V74H52V78H53V74H55L56 73V76H58V78H59V75H58V71L59 72H62V71H64V69L66 68V66L64 67V68H62V62L60 63ZM61 61H63V59L61 60ZM99 61V62H98ZM117 61V62H118ZM146 61H148V62H146ZM151 61L153 62L154 61V63H155V66H151V65H154V63H152L151 64ZM85 62V61H84ZM168 62V63H167ZM197 62V63H196ZM57 63H58V65H57ZM59 63H60V65H59ZM95 63H93V64H95ZM146 63H148V67L150 68V66H151V69L152 70H154V69H156L157 68V71L155 72V71H153L152 72V70L150 69V71L151 72H148V70H149V68L147 67V75L146 76H143L144 75V72H146V71H144L143 70V67H145L144 65H146ZM187 63H189V62H187ZM186 63V64H187ZM209 63H211V64H209ZM119 64V63H118ZM118 64H115L114 63V65L116 66H118ZM119 64V65H120ZM149 64H150V66H149ZM168 64V65H167ZM170 64V65H171ZM178 64V65H179ZM180 64V65H181ZM197 64V65H196ZM203 64V65H202ZM208 64H209V66H208ZM262 64V65H261ZM51 65H50V67H51ZM110 65V67L111 68H114V65H113V67ZM159 65H161V66H159ZM178 65H176V66H178ZM191 65H193V63H191ZM191 65L189 64L188 65V67L190 66L191 67ZM263 66V67H261V66ZM63 66H64V64H63ZM94 66H96V68H94ZM103 66V67H102ZM104 66H105V68H104ZM123 66V65H122ZM162 68L160 71H163V72H160L159 71V68ZM182 66V67H181ZM179 68L180 69H182L183 68V64L181 65ZM184 66H185V68H186V65H185V63H184ZM206 66H208V67H206ZM57 67V68H56ZM60 67V68H59ZM130 67V68H129ZM156 67V68H155ZM168 67H169V69H168ZM193 67V66H192ZM204 67V68H203ZM256 67V68H255ZM55 68H56V70H55ZM125 68V69H124ZM128 68L130 69V70H128ZM177 69V72H178V75H181L180 73H182V70H181V72L179 73V71L178 70H180V69ZM251 70H250V69ZM253 68H254V71H252L253 70ZM110 69V68H109ZM108 69V70H109ZM120 69H122V67H121V65H120ZM167 69H168V71H167ZM187 69V68H186ZM186 69H184L183 68V70H186ZM189 69V68H188ZM192 69V68H191ZM191 69H189V70H191ZM193 69H194V67H193ZM196 69V68H195ZM55 70V71H54ZM90 70H92V69H90ZM117 71H119V69H118V67H117V69H116ZM129 72H128V71ZM103 71V72H102ZM112 70L110 69V71H108V72H106L105 74L107 75V73H109V72H111ZM137 71V73H135V72ZM188 73H190L188 70H186ZM91 72V71H90ZM96 72V73H95ZM100 74H99V73ZM160 74H159V73ZM186 72V73H187ZM202 72V73H201ZM243 72H246L245 74L243 73ZM255 72V73H254ZM257 72V73H256ZM259 72V73H258ZM261 72V73H262ZM102 73V74H101ZM112 73H116L115 72V70L113 69V71L111 72V74ZM117 73H119V72H117ZM120 73H121V71H120ZM151 73H153L152 75H154L155 73L157 74L158 73V75H154V76H152V77H154V78H151V79H147V77H150V74ZM170 73V74H169ZM187 73V74H188ZM192 73V72H191ZM190 73V74H191ZM200 73H201V75H200ZM59 74H61V73H59ZM77 75L79 74V73H76ZM96 74V75H95ZM98 74H99V77H98ZM104 74V75H105ZM111 74H109V76L111 75ZM131 74V75H130ZM149 74V75H148ZM163 74V75H162ZM187 74H185V76L187 75ZM240 74H241V76H242V78H243V83H242V79H239L240 78ZM242 74H244V76L242 75ZM263 74V73H262ZM76 75V76H77ZM160 75V76H159ZM165 75V76H164ZM177 74H175L174 76H176ZM183 75H184V72H183ZM189 75V74H188ZM188 75H187V77H186V79H188ZM196 75V77H194ZM235 75V76H234ZM108 76V75H107ZM107 76H105V77H107ZM112 76H115L114 74L113 75H111V77ZM141 76V77H140ZM161 77V78H159V77ZM190 76V75H189ZM237 76V77H236ZM48 77V76H47ZM46 77V78H47ZM95 77H97V78H95ZM115 77V78H116ZM143 77V78H142ZM144 77H146V78H144ZM157 77L159 78V79H157ZM164 79H163V78ZM169 77V78H168ZM181 77H182V75H181ZM194 77V78H193ZM234 77H236V78H234ZM50 78H51V76H50ZM110 78V77H109ZM108 78V79H109ZM113 78V77H112ZM178 78V77H177ZM184 78V77H183ZM196 78V79H195ZM238 78V79H237ZM264 77H262V79H263ZM57 79V78H56ZM101 79V80H100ZM111 79V78H110ZM122 79H120L121 81H122ZM124 79H123V81H124ZM139 79H141L142 81V83H143V79H144V83H145V80H147L146 81V85L143 83V84H141V82H140V80ZM190 79L192 80V79H194V81L192 80V82H194V84L195 85H193L192 86V82H190ZM261 79V78H260ZM49 79L47 78V80H45L46 82L44 83V88H46V86H45V84H50V87H49V89L51 88L52 90V96L53 97H56L55 95H57L58 94V92H59V90H58V87H57V85H59L58 83H60L59 81H58V83L57 82H54L55 80L53 79H50L51 81H48ZM95 80H94V84L92 83V85H91V88L89 87V91H91V93L93 94V92L92 91H96V89H98V90H100L99 89V87H98V84L97 83H95ZM163 80H164V82H163ZM180 80H182V79H180ZM246 80V81H245ZM251 80V81H252ZM258 80V81H257ZM57 81V80H56ZM104 85H102V86H106L107 87V84L108 83H106L105 84V78H104ZM107 82H108V80H106ZM114 81V80H113ZM116 81H118V80H116ZM161 81V82H160ZM238 81H240V82H238ZM251 81H249L250 82V84H252L251 83ZM102 82V81H101ZM128 82V81H127ZM126 81L124 82V83H127ZM134 82H136V83H134ZM158 82V83H157ZM232 82V83H233ZM249 82H246V83H249ZM103 83V82H102ZM112 83H114V82H112ZM111 83V84H112ZM116 83V82H115ZM115 83L113 84V86L115 85ZM121 85L120 86H122V85H125V86H128V85H126V84H124V83H122V82H119ZM138 83V84H137ZM160 83V84H159ZM163 83V84H162ZM191 83V84H190ZM232 83H229V84H231L232 85ZM238 83H240V84H238ZM128 84V83H127ZM137 84V86L135 87L136 88V90H135V88L133 87V86H135ZM141 84V85H140ZM159 85V86H157V85ZM165 84V85H164ZM183 84V85H182ZM217 84H219V86L217 85ZM223 84V85H222ZM100 84H99V86L102 88V86H101ZM119 85V84H118ZM117 84L114 86V90L116 91L118 88L117 87H120V86H118ZM155 85H156V87H155ZM164 85V86H163ZM249 85V84H248ZM254 85V84H253ZM96 86V87H95ZM108 86H110V84L108 85ZM113 86H112V90H111V92H109V96H112V95H116V94H120L121 92L119 91V90H117V93L115 94H113V92H115L114 90H113ZM124 86V87H125ZM142 86V87H143ZM166 86V88H164ZM227 86V85H226ZM250 86H252V85H250ZM255 87H256V85H254ZM106 87L104 88L105 89V92H106ZM111 87V86H110ZM109 87V88H110ZM142 87H140V88H142ZM246 87V86H245ZM60 88V87H59ZM94 88H95V90H94ZM160 88H162V89H160ZM170 88H171V90H170ZM244 88V87H243ZM250 87H246V88H244V91H241V90H238L239 92H245V89L247 90V89H249ZM260 88H262L261 86H260ZM47 89V88H46ZM61 89V88H60ZM111 89V88H110ZM122 89H125V90H127L126 88H122ZM181 89V90H180ZM188 90V92H187V90ZM228 89V88H227ZM231 89V88H230ZM237 89H241L240 88V86L239 87H237ZM255 89V88H254ZM57 90V91H56ZM64 90V89H63ZM69 89H65V91H64V95H66V97L65 98H67L68 99V95L70 94V96H71V93L68 91ZM97 90V91H98ZM108 90V89H107ZM140 90H143V88L142 89H140ZM184 90H185V92H184ZM216 90V94H215V91ZM236 90V89H235ZM260 90V89H259ZM259 90H255V91H253L254 92V94H256V93H258V91ZM263 89H261V91H262ZM96 91V92H97ZM102 91V90H101ZM101 91L100 92H97L96 94H95V92H94V94L95 95H97L98 96V93L100 94L101 93ZM104 91V90H103ZM109 91V90H108ZM123 91V90H122ZM167 91V92H166ZM232 91H234V90H232L231 89V92ZM238 91H236V92H238ZM56 92V93H55ZM72 92V91H71ZM104 92V96L108 93H105ZM119 92V93H118ZM131 92H132V94H131ZM149 92H147V93H149ZM184 92V93H183ZM187 92V93H186ZM210 92H211V94L212 95H214L215 94V96H212L211 94H210ZM231 92H229V94H232L233 96H238V94H236L235 93V95H234V93H231ZM238 92V93H239ZM247 92H252V91H248L247 90ZM247 92H245V93H243V94H241L240 93V95H242L243 97L242 98H240L241 100L243 99L244 101H247V98H251L248 94L246 95V93ZM253 92H252V94H253ZM260 92V91H259ZM143 93L144 92H142V93H137L138 95H139V97L138 96H136V97H134V98H132L131 100H132V103L133 102H137V101H139L137 104H139L140 105V107L138 106V105H136V104H134V107H137V110L139 109L140 110V108L142 107H146L145 109L146 110H149L147 107H148V104L146 103V104H142L143 103V101L145 100V99H147V98H145V97H147V96H143ZM182 93H183V96H182ZM3 94H5V95H3V96H6L7 94L4 92ZM91 94V95H92ZM93 94V96L95 97V95ZM130 94V95H129ZM134 94H136V92L134 93ZM142 96H141V95ZM146 94V93H145ZM144 94V95H145ZM162 94V95H161ZM167 94H172L173 96L172 97H170V96H164V95H167ZM208 94H209V97H207V101L205 102V101H203L202 99H204V98H200V97H204L205 95H207L208 96ZM245 94V95H244ZM252 94H250L251 96H252ZM259 94V93H258ZM257 94V95H258ZM262 94H264V93H261V98H262ZM100 95H103V93L102 94H100ZM99 95V96H100ZM108 95V94H107ZM151 95V96H152ZM211 95V96H210ZM220 95H222V96H220ZM239 95V96H240ZM69 96V97H70ZM92 96V97H93ZM104 96H101V98H104V101L106 102V96L104 97ZM109 96H107L108 98H109ZM118 96V95H117ZM116 96V97H117ZM238 96V97H239ZM249 96V97H248ZM52 97V98H53ZM115 97V96H114ZM141 97L144 99H141ZM181 97V98H180ZM206 97V96H205ZM211 97V98H210ZM230 96L228 95V98H229ZM260 97V94L258 95V98ZM96 98V97H95ZM94 98V101L95 102H92V99L93 98H91V102L92 103H97V104H95L96 106H101L102 105V103L103 102H101V105L100 104H98L99 102L98 101H96V99ZM99 99H101L100 97H98ZM113 98V97H112ZM149 98V97H148ZM178 98V99H177ZM226 99H222V100H218V101H220V102H216L215 100V102H213L212 101V103H214V104H207V107L208 106H210V105H224L225 106V104L226 105H230V106H232V102H224V100L226 101L228 98H227V96L225 97ZM257 97H255V98H252L248 103H250V102H252V101H256V100H254V99H256ZM260 98V99H261ZM114 99V98H113ZM112 99V100H113ZM117 99V98H116ZM116 99L115 100H113L114 102L116 101ZM142 101H141V100ZM157 99V98H156ZM155 99V100H156ZM199 99L201 100V102L202 103H200V102H198L197 104H198V106H197V104H196V102L197 101H199ZM229 99H231V98H229ZM240 99H238V98H236V99H233V100H236V102H238ZM264 99V98H263ZM111 100V99H110ZM150 100H152V98L150 97ZM175 100H176V103H175ZM178 100V101H177ZM210 100V101H209ZM232 100V101H233ZM238 100V101H237ZM101 101H102V99H101ZM168 101V102H167ZM222 101V102H221ZM258 101V100H257ZM264 100H262L261 102H263ZM108 102V101H107ZM124 102V101H123ZM146 102H147V100H146ZM155 101H153V103H151V104H149V107H150V105L153 107V109H156L155 107H154V105L157 103L158 104V102H156V103H154ZM261 102H259L258 101V105H257V103H255L257 106H260V108H261V110H259L258 109V107H256L255 106V104H251V105H249V106H253V109H255V107H256V109L257 110H259V112H257V111H254L253 109H251V107H249V106H246L247 108H245V106H244V108H241V109H243L245 112L246 111H248V109H249V111H250V109L251 110H253L254 112H256L257 114L259 113L260 114V112L262 111L263 112V107H261ZM85 103V102H84ZM81 104V106H82V111H84V109H85V112L87 111V113H85V116H87L88 115V118H86V117H84V121L86 120V119H89V118H91V116L93 115V116H95L96 114L97 115H99V114H102V116L104 115L103 114V112H105V111H108L109 110V108H107V107H110V106H107V105H109V104H104L105 106H107V107H105V108H107V110L105 109V111H103L104 109L102 108V107H99V108H97L95 105H94V107L93 108H95V109H92V103L91 104H89V106H91V107H89L87 104ZM109 103H111V102H109ZM117 103H118V101H117ZM121 103V102H120ZM145 103V102H144ZM175 103V104H174ZM241 103V102H240ZM123 104V103H122ZM125 104V103H124ZM153 104V105H152ZM174 104V105H173ZM205 104V105H204ZM235 104V103H234ZM243 104V103H242ZM84 105H86L85 107H84ZM136 105V106H135ZM201 105H203V106H201ZM236 105V104H235ZM263 105V104H262ZM112 106V105H111ZM117 106V105H116ZM120 106V105H119ZM126 106V107H127ZM159 106V105H158ZM192 106H193V109H196L197 107V109L200 111V113H201V115H199V114H196V113H198V110H197V112L195 113V111L194 110H192L191 108H192ZM194 106H195V108H194ZM205 106V107H204ZM213 106L211 107V109L213 108ZM237 106V105H236ZM235 106V107H236ZM238 106H240V105H238ZM32 107V108H31ZM30 108H31V110L33 109H35V107L34 106H31ZM84 107V108H83ZM168 107V108H167ZM199 107H202L201 109L199 108ZM219 107V106H218ZM221 107V106H220ZM232 107H234V106H232ZM241 107V106H240ZM239 107V108H240ZM249 107V108H248ZM29 108V109H30ZM87 108V109H86ZM102 108V109H101ZM112 108V107H111ZM119 108V107H118ZM125 108V107H124ZM123 108V109H124ZM214 108H215V106H214ZM221 108H223V107H221ZM221 108H218L219 110L221 109ZM238 108V109H239ZM88 109H89V111H92L91 113L88 111ZM92 109V110H91ZM99 109H101L102 111H98ZM131 109V110H130ZM134 110V112H133V110ZM168 109V110H167ZM192 110L191 111V113H192V116L193 115H199V117L200 116H202V114H204V117L202 118V117H200V119H199V117L197 118L196 116H193V118H194V120L195 121H193V122H191L192 123V125L191 124H189L188 123V120H190V121H192V116H191V114L190 113H188V114H190V119H187L186 117V120L187 121H185V118H184V116L185 115H182V112H186L187 110V112H190L189 110ZM210 109V110H211ZM217 109V108H216ZM230 109H231V107H230ZM230 109H229V106H228V110L227 109H224V111L226 110V112L227 111H230ZM236 109V108H235ZM255 109V110H256ZM96 110V111H95ZM138 110V111H139ZM219 110H217V111H219ZM243 110H240L241 112L243 111ZM99 113H98V112ZM119 112L121 111V109L120 110H118ZM118 111H115V110H113V108L112 109H110V112H112L113 113V115H116L117 114V116L116 117H120V115H121V113H120V115H118L119 114V112ZM124 111V110H123ZM150 111V110H149ZM203 111V110H202ZM223 111V110H222ZM223 111V113H225ZM232 111L233 112H235V111H237V109L234 111L233 110V108H232ZM231 111V112H232ZM240 111L238 110V112H239V114H240ZM243 111V113H245ZM249 111H248V114H249ZM96 113L95 115H94V113ZM100 112H102V113H100ZM122 112V111H121ZM141 112H142V109H141ZM144 113H145V110L143 111ZM151 112V111H150ZM154 112H156V111H154ZM212 112V113H211ZM230 112V113H231ZM252 112V111H251ZM132 113V114H131ZM137 114H136V116L138 115V116H140V111L139 112H136ZM144 113H142L141 115H143ZM195 113V114H194ZM220 113H221V111H220ZM229 113V114H230ZM109 114V113H108ZM131 114V115H130ZM146 114V113H145ZM144 114V115H145ZM188 114L186 113V116L188 117ZM219 114V113H218ZM228 114V113H227ZM232 114V113H231ZM247 114V113H246ZM252 114H253V112H252ZM264 114V113H263ZM96 115V116H97ZM112 115V116H113ZM124 115H125V113H124ZM124 115L122 116V117H124ZM144 115H143V117H144ZM148 115V114H147ZM232 115H238V114H232ZM242 115V114H241ZM250 115V114H249ZM101 115L100 116H97L98 117V121H99V117H102ZM130 116H131V119H130ZM135 115H134V119H135V117H136ZM138 116H137V118H138ZM150 116V115H149ZM221 116V115H220ZM230 116V115H229ZM251 116V117H250ZM250 116H248V117H250V118H248L247 120H249V122H248V124L250 125V127H253V126H251V125H253L256 121H254V122H252L251 120H253V117L254 116H257V115H255V113L253 114V115H250ZM253 116V117H252ZM264 116V115H263ZM106 117H107V115H106ZM106 117H104V118H106ZM115 117V116H114ZM115 117V118H116ZM140 117H142V116H140ZM183 118V122L185 123H183L182 124V122H180V119H182ZM197 118V120H196V118ZM209 118H210V120H211V117L212 116H208ZM216 117V118H217ZM223 117V116H222ZM226 117H227V115H226ZM225 117V118H226ZM236 117V116H235ZM246 118L247 116L245 115H243V117H242V119L243 118ZM260 117H262V116H260ZM104 118L102 119V120H104ZM114 118V119H115ZM126 118V117H125ZM148 118V117H147ZM180 118V119H179ZM202 118V119H201ZM206 118H207V114H206ZM224 117H223V119H225ZM229 119H230V117H228ZM231 118H233V117H231ZM238 118V117H237ZM240 119H241V117H239ZM252 118V119H251ZM255 118H258V117H255ZM93 119H94V117H93ZM92 119V120H93ZM107 119H109V118H107ZM117 119V118H116ZM123 119V118H122ZM150 119H151V116H150ZM179 119V120H178ZM215 119V118H214ZM221 119V118H220ZM219 119V120H220ZM227 119V118H226ZM236 119V118H235ZM242 119H241V121H239V120H236L235 121V123H237V121H239V123H242ZM91 120V119H90ZM113 120V119H112ZM119 122L118 123H120V121H121V119H117ZM116 120V121H117ZM129 120H131V122L129 121ZM137 120V119H136ZM207 120H209L208 118L206 119V121ZM216 120V119H215ZM214 120V121H215ZM222 120V119H221ZM246 120V119H245ZM244 119H243V121L244 122H246ZM260 121H259V123H262V125H260L259 126V128H257V127H255L254 129H255V132L254 131H252V132H254L255 133V135H254V133H252L251 135H252V137L250 136V133H249V135H245L244 137H246V140H245V138H244V140H245V144H246V142L248 141V142H252L253 143V141H254V143L252 144V146L250 147V149L248 150L247 148H248V146L247 145H245V148H246V150L245 149H242V151L244 152L245 151V153L246 154H248L249 152H253V151H251L252 150V148L253 149H255V147H253V145L254 144H256V140H257V138L255 139V137L257 136V135H259L260 133L259 132H261L262 130L264 131V128L262 129V127H264V124H263V121L261 122V118L259 119ZM264 120V119H263ZM84 121H83V123H84ZM87 121V120H86ZM85 121V124L86 125H92L93 123H97V121L96 120H93V121H96V122H90L89 120L86 122ZM106 121V119L104 120V122ZM108 121V120H107ZM123 121H124V119H123ZM142 121V122H141ZM148 121V122H149ZM175 121H179V122H175ZM196 121H197V123H196ZM213 121V122H214ZM227 120H225L224 122H226ZM230 121H232V120H230ZM250 121H251V124H250ZM258 121V120H257ZM88 122H89V124H88ZM111 122V121H110ZM133 122V123H132ZM204 122V121H203ZM202 122V123H203ZM208 122V121H207ZM212 122V123H213ZM229 122V121H228ZM228 122H226L227 124H228ZM92 123V124H91ZM100 123V125H102L101 124V122H98V124ZM102 123H103V121H102ZM117 123V124H118ZM123 123V122H122ZM122 123H120L119 124V128L118 129H121L122 128V126L121 125H123ZM135 123V124H134ZM147 123V122H146ZM176 123V125L174 126V124ZM188 123V124H187ZM195 123V124H194ZM225 123V124H226ZM238 123V124H239ZM257 123V122H256ZM106 124V123H105ZM112 124H113V122H112ZM172 124H173V126H172ZM196 124H197V127H195L196 126ZM205 125H206V123H204ZM209 124V123H208ZM216 124V123H215ZM224 124V123H223ZM233 124V123H232ZM243 124V123H242ZM238 125L239 126V130H244V125H245V123H244V125ZM109 125H111V124H109ZM114 125V124H113ZM112 125V126H113ZM214 124H212V126H213ZM217 125V124H216ZM215 125V126H216ZM254 125H256V124H254ZM259 125V124H258ZM103 126H104V124H103ZM103 126L101 127V126H99V128H97V131H96V138L94 139V141L92 142H90V141H87V142H90V145H93L94 146V144H92V143H94L95 142V140H97L99 143H100V141L103 139V137H107L108 135H110V134H113L112 133V131L115 129V130H117L116 128L118 127V126H116V127H113L112 128V131H111V129L109 130V132H110V134L109 133H106V131H104L105 132V134H104V132H102L105 136H102L103 134H101V131L103 130ZM107 126H108V124H107ZM115 126V125H114ZM121 126V127H120ZM127 126V125H126ZM126 126L124 127L125 129L124 130H126L127 128H126ZM187 126H185V130L184 131H188L189 132V130H191V135H186V133L183 131V133H181V131H179L180 132V134H183V139L184 140H182V142H185L186 140H185V137H184V133H185V135H186V139H188V137H192V135L195 137V135L194 134H192V129H189V128H191V127H189L188 126V128H187ZM212 126H210V124H209V126L207 125V127L209 128V129H213V128H211ZM228 126V125H227ZM236 126H237V124H236ZM238 126H237V128H238ZM240 126H243V127H240ZM262 126V127H261ZM91 127V126H90ZM94 127H95V125H94ZM105 127H106V125H105ZM140 127V128H139ZM174 127H176V128H174ZM206 127V126H205ZM222 127V128H221ZM224 127H226V125L224 126ZM96 128V127H95ZM144 128V127H143ZM187 128V129H186ZM208 128H206L205 130L207 131L208 130ZM220 128L221 129H223V125L221 126L220 125V127H219V130H220ZM226 128H228V127H226ZM232 128H233V125H232ZM257 128V129H256ZM261 128V129H260ZM93 129V128H92ZM134 129V130H135ZM189 129V130H188ZM202 129V128H201ZM203 129H204V127H203ZM217 129H218V127H217ZM247 129V128H246ZM252 129V128H251ZM254 129H252V130H254ZM259 129H260V131H259ZM94 130V129H93ZM98 130H99V133H98ZM122 130V129H121ZM133 130V131H134ZM177 130V129H176ZM180 130V129H179ZM229 130H230V128H229ZM233 129H231V131H232ZM235 130H236V128H235ZM249 130V129H248ZM256 130H257V132H256ZM127 131V132H128ZM172 131V130H171ZM204 131V130H203ZM214 131V130H213ZM212 130H211V132H213ZM215 131H216V129H215ZM214 131V132H215ZM226 131H227V129H226ZM230 131V132H231ZM238 131V130H237ZM236 131V132H237ZM246 131V130H245ZM244 131V132H245ZM251 131V130H250ZM262 131V134H264V132ZM113 132H115V131H113ZM210 131L208 130V132L207 133H209ZM216 132H218V131H216ZM221 133L223 132L224 134H228V132H224V130H221L220 131ZM229 132V133H230ZM234 132V131H233ZM242 132V131H241ZM244 132L242 133V134H244ZM142 135H141V134ZM178 133V132H177ZM199 133H201V132H199L198 131V134L197 133H195V134H197V135H199ZM237 133H239V131L237 132ZM99 134V136H98V139H97V135ZM170 134V133H169ZM203 134V133H202ZM211 134H213V133H210V135ZM241 134V135H242ZM196 135V136H197ZM205 135V134H204ZM261 135V134H260ZM111 136H115V135H111ZM177 136V135H176ZM249 136V137H248ZM254 136V137H253ZM89 137V135H84V138L82 137V139L80 140L81 142H83V140H84V142L83 143H81L80 141H79V143L82 145H84L85 144V138L87 139ZM102 137V138H101ZM113 137L111 138V137H107V138H109V139H106L107 141L108 140H110V142H111V139H113ZM116 137V136H115ZM114 137V138H115ZM167 137V136H166ZM170 137H173V135H171ZM180 138H181V136H179ZM206 137H209V135L207 136L206 135ZM212 138L213 137H215V136H211ZM250 137H251V139L253 138V140H251L250 139ZM193 138V137H192ZM210 138V137H209ZM248 138V139H247ZM208 139V138H207ZM104 140V139H103ZM180 140V139H179ZM206 140V139H205ZM208 140H212L211 138L210 139H208ZM213 140H214V138H213ZM212 140V141H213ZM97 141L95 142V143H97ZM107 141L105 142H102L101 141V143H107ZM188 141V140H187ZM186 141V142H187ZM211 141V142H212ZM109 142V141H108ZM109 142V143H110ZM207 143V145L205 144V143ZM210 142V141H209ZM210 142V143H211ZM242 139H241V143H240V141L238 142V144H237V146H239V145H243L242 144ZM99 143H97L96 145H99ZM161 143V144H160ZM167 143H169V142H164V145L165 144H167ZM190 142H188V144H189ZM202 143V142H201ZM203 143H204V145L203 144H199V146L200 145H202V147L204 146V147H206L207 146V148H209L208 147V141H204L203 140ZM240 143V144H239ZM159 144V145H158ZM171 144V143H170ZM172 144H173V146H176V141H174V142H172ZM171 144V145H172ZM180 144V143H179ZM179 144H178V146H179ZM184 144V143H183ZM215 144V143H214ZM219 144H220V142H219ZM210 145V144H209ZM213 145V144H212ZM212 145L210 146V147H212ZM218 144L216 143V146H217ZM235 145V144H234ZM182 146V145H181ZM215 146V145H214ZM237 146H234L235 148H238ZM258 146V145H257ZM256 146V147H257ZM201 147V146H200ZM234 147H232V149L234 148ZM240 147V146H239ZM243 147V146H242ZM174 148V147H173ZM175 148H177V147H175ZM229 149V148H228ZM230 149H231V147H230ZM231 149V150H232ZM247 151V152H246ZM261 156V155H260ZM261 159V158H260ZM260 173H262V174H260ZM258 172V174L261 176H263L264 174H263V172L261 171V172ZM263 178V177H262ZM38 190L39 189H37V192H38ZM40 191V190H39ZM40 194V192H38V193H36L35 192V195H39ZM35 195H33V196H31L30 197V200H31V198H32V200H34V199H36V198H34L35 197ZM34 198V199H33ZM38 198H39V196H38ZM37 201V200H36ZM35 202V201H34ZM219 212H217V211H215L214 212V215H216L215 216V218H218L220 215L218 214ZM218 214V215H217ZM233 217L235 218L236 217V214H234L233 215ZM232 218V217H231ZM230 218V219H231ZM220 219V218H219ZM243 219H244V217H243ZM216 220H218V219H216ZM232 220V219H231ZM231 220H228L227 222H229L230 221V223L232 222ZM236 220H238V219H236ZM245 220V222H244V226H245V228L246 227H249L250 225V223H249V220L248 219H244ZM248 220V221H247ZM234 222H235V220H234ZM242 222V221H241ZM249 224H248V223ZM264 223V222H263ZM247 231H245L244 230V234L246 235L247 234V238H250V239H252V241H254L255 243L256 242H258V240L260 239H258V235H256V234H254L252 231H249L248 229H246ZM247 232V233H246ZM251 233L253 234V235H251ZM255 235V236H254ZM258 236V237H257ZM254 237V238H253ZM257 237V238H256ZM255 238H256V240H255ZM257 251H253V253H252V251L250 252V255H248V258L246 257V259H244V261L242 262V264H264V249H261V252L260 251H258L257 253H256ZM259 254H260V256H259Z\"/></svg>",
    "mask_w": 264,
    "mask_h": 264
},
{
    "label": "snow or ice",
    "instance_id": "3",
    "mask_svg": "<svg viewBox=\"0 0 264 264\" xmlns=\"http://www.w3.org/2000/svg\"><path fill=\"white\" fill-rule=\"evenodd\" d=\"M260 7L264 9V0H260ZM209 264H212V262H209Z\"/></svg>",
    "mask_w": 264,
    "mask_h": 264
}]
</instances>
